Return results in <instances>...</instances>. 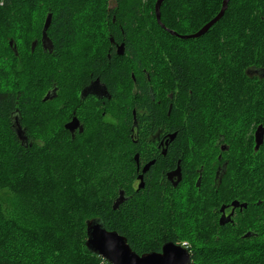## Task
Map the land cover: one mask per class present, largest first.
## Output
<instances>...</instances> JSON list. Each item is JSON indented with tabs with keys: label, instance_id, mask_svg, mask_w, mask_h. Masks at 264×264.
I'll use <instances>...</instances> for the list:
<instances>
[{
	"label": "trees",
	"instance_id": "obj_1",
	"mask_svg": "<svg viewBox=\"0 0 264 264\" xmlns=\"http://www.w3.org/2000/svg\"><path fill=\"white\" fill-rule=\"evenodd\" d=\"M156 1L0 0V264H110L87 248L93 218L138 254L188 240L191 264H264V142L255 150L254 141L264 126V76L256 72L264 70V0H230L206 34L189 39L167 28L197 32L223 0H164L166 28ZM49 13L53 50H32ZM113 38L124 42L122 55ZM129 59L143 138L136 148L165 121L175 134L168 169L179 160L182 168L176 186L160 169L165 157L142 150L156 162L146 186L132 188L129 107L118 122L91 115L72 137L65 114L37 98L55 83L78 99L90 71L113 88L125 85ZM122 88L118 98L128 101ZM19 111L26 143L13 128ZM37 123L46 139L35 135ZM222 144L231 146V165L215 179ZM121 191L125 200L114 208ZM234 198L247 209L221 224L220 208Z\"/></svg>",
	"mask_w": 264,
	"mask_h": 264
},
{
	"label": "flooded vegetation",
	"instance_id": "obj_2",
	"mask_svg": "<svg viewBox=\"0 0 264 264\" xmlns=\"http://www.w3.org/2000/svg\"><path fill=\"white\" fill-rule=\"evenodd\" d=\"M35 41L37 42L36 45H38L39 43L41 44L44 51H49V49L47 50L44 49V46L42 43V37H41L40 42H38L37 40ZM111 41L114 47H116L117 54H119L118 50L122 44L124 45V52H125L124 42L117 43L115 42L114 38ZM129 70L131 72L130 80L125 85L117 84L116 88H113L110 86V84L107 81L102 79L101 76L94 77V71H90V77L84 80L83 87L78 93V97H79L78 99L74 95L70 98L67 97L64 100H62L61 98L58 97V95L60 94L59 93L60 91L57 90L55 83H54L51 88L45 91L42 97L43 98L42 100L52 103L53 106H56L57 103L67 102L65 104L69 112H68V115L63 119L64 120L63 126L70 132L72 137H75L77 133H80L84 130L85 125L89 123V117H91V115H98V114L99 116L103 115V117L109 121L118 122L119 121L118 113L122 110L126 112L127 110L125 108L129 107L131 111L130 137L132 141V177H133L132 188L135 191H138L139 189H143L146 186L145 177L149 173L151 167L156 162V159L154 157L150 158L149 157L150 154H148L147 152L144 153L142 150L144 151L150 150V152L160 153L161 156L165 157L162 160L160 169L161 171H164L166 179L171 184L174 185V182L177 180V177H172L171 179L170 173L176 170L178 167H180L181 172H182V168H181L180 160H179L174 168L168 169V160L166 157H167V153L169 151L170 146L174 142L175 136L172 137V135L174 134L168 131L167 123H165V121L161 122V124L157 123V126L155 127V131L149 133L148 136L144 137V142L141 145V147L136 148V144L140 142L143 138L140 139L138 137V134H139L138 120H137V114H136V107H134V104H133L135 103V96H136L138 87H137L136 80L132 84V77L134 78V76L132 75V59H129ZM259 71L256 70V72L261 74V70ZM122 87H128L127 88L129 91L128 101H122V100H119L118 98V95L124 91ZM47 96H49V98L46 99ZM158 102L162 104L163 102H165V99H163L162 97L161 100H159ZM81 106L83 107V110L80 111ZM17 120L22 125L21 123L22 111L14 113L13 115L14 123ZM73 120L75 122L73 123L71 127L72 130H71L66 125L71 123ZM22 127L25 129L24 125H22ZM257 128L254 131L255 146H256L255 133H256ZM220 149H222L223 151H227V154H225V158H224L225 160H222L223 156L221 154L218 156L221 163L218 164L216 167L215 179L220 177L223 174V172H228L229 167L231 165L230 161H231L232 155L230 154V149H231L230 144H226V145L222 144ZM258 149L255 148V150H258ZM147 165H149V167L145 170ZM224 167H225V170H223L222 172V169ZM199 178L201 179V174ZM141 184H143L142 187H140ZM242 190L245 191V188H243ZM123 193L125 192L123 191ZM234 202H237L238 204L234 205ZM244 203L246 202L241 201L238 198H234L229 203L223 204L222 207H224V210H222V207L220 208L219 221L223 219L225 220V223H234L237 220V218L240 217V215H243L241 214V212H243L244 209H247L246 208L247 206L243 205ZM244 214H247V212H245ZM251 234L252 233L250 232L249 235Z\"/></svg>",
	"mask_w": 264,
	"mask_h": 264
},
{
	"label": "water",
	"instance_id": "obj_3",
	"mask_svg": "<svg viewBox=\"0 0 264 264\" xmlns=\"http://www.w3.org/2000/svg\"><path fill=\"white\" fill-rule=\"evenodd\" d=\"M229 1L230 0H223V4L219 13L215 17H213L210 21H208L205 25H203L197 32L191 34H179L172 29L167 28V30L171 34L181 37L183 39L201 37L204 34H206L209 31V29L223 17L226 9L228 8ZM163 2L164 0H157L155 4V10H156L157 21L164 28H166L161 21V6ZM51 21H52V14L49 13L46 18L42 31V43L44 49L45 50L49 49L50 52H52L54 47V44L47 33ZM36 44H37L36 41L32 43V50H34ZM118 53L119 54L124 53L123 44L119 47ZM261 73L262 76H264V70L261 71ZM47 98H49V96H47L46 99ZM74 122L75 121L73 120L71 123L67 124L66 126L71 129ZM13 128L16 134L18 135L19 139L23 143L28 142V136L26 134V130L22 127V125L18 120L14 123ZM174 136L175 134L172 135V137ZM255 137H256L255 148L258 149L264 142L263 125L258 126L255 133ZM148 167L149 165L146 166L145 170ZM172 177H177V180L174 182V185L176 186L182 179V172L180 167H178L176 170L170 173V178L172 179ZM200 180L201 179L199 178L197 182L198 185H200ZM142 186L143 184L140 185V187ZM124 200H125V196L123 191H121L118 199L114 203V208H118L119 204L122 203ZM237 204H238L237 202H234V205ZM243 205L246 206L247 204L244 203ZM222 210H224V207H222ZM220 222L224 224L225 220L221 219ZM248 235L249 233L246 234V236ZM86 245L90 252L100 255L110 264H191L192 263V254L190 250L187 247L180 244H176L172 241L163 244L161 251H152L143 254H138L132 249V247L128 243V239L126 236L121 235L117 231L107 229L104 221L101 218H93L87 220Z\"/></svg>",
	"mask_w": 264,
	"mask_h": 264
},
{
	"label": "rangeland",
	"instance_id": "obj_4",
	"mask_svg": "<svg viewBox=\"0 0 264 264\" xmlns=\"http://www.w3.org/2000/svg\"><path fill=\"white\" fill-rule=\"evenodd\" d=\"M46 21V20H45ZM47 91V90H46ZM41 92H43V91H40V93H38V91H37V93L38 94H36L37 95V98L38 97H40L41 96V98H39V101H41L43 98V94H41ZM73 92V91H72ZM60 98L62 99V100H64L65 98H67V96H69L70 94H71V97H72V95L73 94H75V92H73V93H69L68 91H66V90H61L60 92ZM79 93V92H78ZM65 103H67V102H64V103H57V108L62 112V114H65L64 116H63V118H62V121L64 122V118L68 115V112H69V110H67V106H66V104ZM48 105H51V106H53V104L52 103H48ZM35 111V110H34ZM34 113V112H33ZM34 118H37V117H34ZM36 120V119H35ZM40 120H41V123H43L44 121L46 122V119H45V117L44 116H42V118H40ZM37 121V120H36ZM43 121V122H42ZM38 124V125H37ZM37 124H35V126L33 127V129L35 130V135L38 137V139H46V135L44 134V132H42V133H40V131H42L41 129H42V124H39V123H37ZM37 125V126H36ZM190 243H189V241L188 240H184L183 242H182V244L181 245H183V246H188Z\"/></svg>",
	"mask_w": 264,
	"mask_h": 264
}]
</instances>
